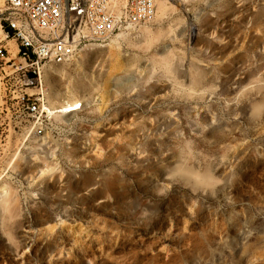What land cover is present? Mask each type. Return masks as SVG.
Wrapping results in <instances>:
<instances>
[{
    "label": "rangeland",
    "instance_id": "374dc122",
    "mask_svg": "<svg viewBox=\"0 0 264 264\" xmlns=\"http://www.w3.org/2000/svg\"><path fill=\"white\" fill-rule=\"evenodd\" d=\"M171 7L119 69L98 45L47 67L51 109H82L42 140L2 91L0 264H264V0Z\"/></svg>",
    "mask_w": 264,
    "mask_h": 264
},
{
    "label": "built area",
    "instance_id": "2783aa9c",
    "mask_svg": "<svg viewBox=\"0 0 264 264\" xmlns=\"http://www.w3.org/2000/svg\"><path fill=\"white\" fill-rule=\"evenodd\" d=\"M4 4L9 17L1 32L5 40L16 43L20 62L16 64L0 44V98L3 91L5 98L16 101L20 136L28 132L37 140L47 136L54 121L46 110L50 106L42 90L43 68L69 63L87 46H106L120 33L151 24L156 16V0H4Z\"/></svg>",
    "mask_w": 264,
    "mask_h": 264
},
{
    "label": "bare ground",
    "instance_id": "6f19581e",
    "mask_svg": "<svg viewBox=\"0 0 264 264\" xmlns=\"http://www.w3.org/2000/svg\"><path fill=\"white\" fill-rule=\"evenodd\" d=\"M171 1L173 2L175 0H156V16H155V19L153 22H155L156 24H160L161 22H163L168 17L169 13L173 12V9L171 7ZM0 5L1 6L3 5V0H0ZM254 19H258V18H254ZM242 20L245 21V18H242ZM192 30L193 29L191 26V33H192ZM142 33L145 35H149L151 32L147 28H145L142 31ZM125 38H128V37H126L125 33H120L105 46V47L109 48L110 58L116 59L114 65H113L114 67H117L119 65L118 58L121 56V50H122L121 42H122V40H125ZM87 47H89V46H87ZM87 47H85V48H87ZM112 51H116V52L112 53ZM164 62H166V61H164ZM167 65L168 64H166V67H167ZM43 73L49 74L50 69L48 70L47 67H44L42 70V73H41V78H42ZM251 75H252V73H251ZM61 105H59L61 107H58L55 110H52L51 107L46 109L50 116H54L55 121L58 117H59L58 119L62 118V116L56 115L57 113L65 114V115H71V114L77 113L78 111H81V109H82V105L78 101H64L61 103ZM27 136H28V132H27ZM185 173H186V176L190 175L189 172H185ZM206 177H208V175H206L205 178ZM1 191L4 193L5 188L0 190V192ZM3 193L0 194V197ZM0 209H1V212H2V215L4 218L3 220H7L11 217L12 210H11L10 202L7 199V193L6 192L0 198Z\"/></svg>",
    "mask_w": 264,
    "mask_h": 264
},
{
    "label": "crops",
    "instance_id": "0c3cea01",
    "mask_svg": "<svg viewBox=\"0 0 264 264\" xmlns=\"http://www.w3.org/2000/svg\"><path fill=\"white\" fill-rule=\"evenodd\" d=\"M103 47H105V46H103ZM114 52H116V51H113V53H114ZM119 58H120V57H119ZM119 58H118V59H119ZM119 66H120V65H118L117 67H113V69H119ZM45 69H46V68H45ZM45 69H44V70H45ZM47 69H48V68H47ZM48 70H49V69H48ZM60 105H61V104H60ZM58 106H59V105H58ZM54 110H55V109H54Z\"/></svg>",
    "mask_w": 264,
    "mask_h": 264
},
{
    "label": "water",
    "instance_id": "95a60500",
    "mask_svg": "<svg viewBox=\"0 0 264 264\" xmlns=\"http://www.w3.org/2000/svg\"><path fill=\"white\" fill-rule=\"evenodd\" d=\"M30 78H35V75L34 74H30Z\"/></svg>",
    "mask_w": 264,
    "mask_h": 264
}]
</instances>
